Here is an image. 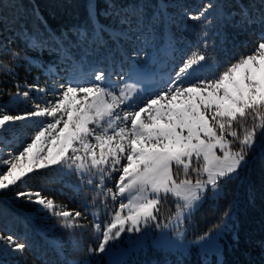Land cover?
<instances>
[{"label":"trees","instance_id":"trees-1","mask_svg":"<svg viewBox=\"0 0 264 264\" xmlns=\"http://www.w3.org/2000/svg\"><path fill=\"white\" fill-rule=\"evenodd\" d=\"M209 3L214 7L206 16L212 23L208 37H203L206 21L190 17ZM242 12L249 14V22H244ZM262 16L264 0H0V118L34 111L27 102L30 98L44 105L52 69L69 81L103 70L112 81L121 82V75L134 80L140 74L139 80L166 86L182 61L206 39L210 60L199 75L207 76L213 68L223 71L252 52L264 35ZM139 40L151 46L146 43L141 50L155 51L152 60H143L138 51L144 43ZM10 51L20 54L16 61L10 59ZM17 85L21 93L29 92L28 98L16 96ZM45 121L54 118L32 117L0 131V160L7 145L19 149L16 155L23 151ZM250 157L221 195L208 197L187 220L191 237L221 232V258L214 253L207 258L196 246L187 254L149 246L124 264H264V156L257 151ZM28 175L29 189H41L68 210L84 211L85 184L75 188L67 183L68 175L61 178L52 167ZM23 190L19 181L0 190V241L9 246V252L0 253V264H111L107 250L89 252L99 243L90 224L73 234L39 204L18 198L16 192ZM174 211L173 202L164 220ZM9 235L26 245L23 254L11 250Z\"/></svg>","mask_w":264,"mask_h":264},{"label":"snow or ice","instance_id":"snow-or-ice-1","mask_svg":"<svg viewBox=\"0 0 264 264\" xmlns=\"http://www.w3.org/2000/svg\"><path fill=\"white\" fill-rule=\"evenodd\" d=\"M213 7L209 3L198 15L190 17L206 21L203 37H208L212 21L206 13ZM241 15L244 22L250 21L247 12ZM208 48L205 39L182 61L164 88L139 104L133 99L140 91L139 78L132 81L129 77L118 84L110 74L99 70L87 81L60 84L61 91L54 92V99L44 107L34 103L35 110L26 115H3L0 131L32 117L50 116L55 122H41L23 151L0 160V167L8 166L0 171V190L19 181L25 190L16 192L18 198L39 204L60 218L61 226L73 234L90 224L99 243L89 252L103 253L109 241L117 240L121 233L139 232L141 224L147 226L149 221H157L158 206L168 203L169 196L174 198L175 211L164 227L183 236V224L209 193L212 198L219 196L222 187L249 163L250 155L259 151L264 156V35L250 54L242 55L223 71L213 68L209 75L201 76L199 73L210 60ZM8 55L16 61L20 54L10 51ZM5 68L13 71L7 65ZM26 87L45 91L35 85ZM21 95L28 98L29 92L21 93L17 85L16 96ZM61 123L63 127L56 137H63L60 151L46 157L45 162L22 167L19 161L25 154ZM40 159L37 154L35 160ZM48 167L61 178L74 173L81 184L94 186L98 191L92 198L93 205L101 195H110L112 201L122 198L119 210L109 213L110 218L105 221L93 210L89 221L87 204L84 211L68 210L43 195L41 189H29L28 174L34 168ZM114 172L119 173L118 178L112 176ZM181 172L183 178H178ZM108 180H114L113 187L107 186ZM102 203L107 209V202ZM125 209L127 214L122 215ZM209 238L205 234L200 240ZM7 239L14 244L12 251L23 254L24 243L14 241L10 235Z\"/></svg>","mask_w":264,"mask_h":264},{"label":"rangeland","instance_id":"rangeland-1","mask_svg":"<svg viewBox=\"0 0 264 264\" xmlns=\"http://www.w3.org/2000/svg\"><path fill=\"white\" fill-rule=\"evenodd\" d=\"M147 36L148 34L146 35V37ZM146 39H149V38L147 37ZM139 41L144 43L141 47H139L140 49L138 51L139 53L141 52V55H143L142 56L143 60H145L146 62L152 60L155 56L154 50H151V51L149 50L148 52H147V49L141 50V48L144 49V46L146 43H147L146 44L147 47H151L149 42L146 40L145 41L139 40ZM65 77L66 76H63L61 73L57 72L55 69L51 70V73L49 76V85H48L49 89L44 92L43 99H44L45 104L41 105V107L46 106L48 102L54 99V96H53L54 92L58 93L61 91V89L59 88L60 84H66L69 82V80H67ZM92 77L93 75L91 74L89 77H86V78H84L83 75H80L77 80L87 81ZM141 77L142 76L138 74L137 76H135L134 80H137L138 78L140 79ZM125 80H127V78L125 79L123 78L121 82H115V83L123 84ZM139 81L140 82L138 83L137 86L140 89V91L138 95L133 98L137 104L143 101H146L150 96L154 95L161 88L165 87L160 84L151 83L152 81H146V80H139ZM27 89H35V88L27 87ZM27 102L28 104L31 105L32 109L35 110L33 105L34 103H38V102H36L32 98L28 99ZM129 103H132V102L130 101ZM122 107H126V106L122 105ZM59 114L60 113H58V115ZM43 118H50V116H44ZM62 127H63V123L60 126L57 125L56 130L51 131L50 135L49 133H45L46 139L45 137H42L41 138L42 142L37 143V145L33 149H31L29 153H26L25 157L21 161H19L20 165L22 167H27V166L33 165L34 163L45 162L46 157L51 158L55 156L56 153L59 152L61 147L63 146V137L61 136L60 139H56V137L60 135L59 130ZM1 136L6 138L4 134H1ZM12 147H13L12 144H10V146L7 145L5 147L6 150H5L3 159H9L10 156H16V151H18L19 149L17 148L15 150H12L11 149ZM97 151H99V149H97ZM37 154H39L41 158L40 161L35 160V157ZM250 158L251 157L249 156L248 158L249 161H250ZM122 163H127V161L122 160ZM38 169H42V168H34L32 172ZM182 175L183 174L181 172L178 178H182L181 177ZM112 176L118 178L119 173L114 172L112 173ZM192 178L194 180L195 176L193 175ZM66 181L67 183L71 184L77 189L83 187V184H81L80 179L74 173L71 175H68V177L66 178ZM85 185L88 186V189L86 190V192H84L85 193L84 203L87 204L89 207H91L88 209V213L90 215H91V211L96 210L100 214L101 221H105L110 218L109 213H114V211L119 210V201L122 198L118 197L116 201H112L110 195L107 197H104L103 195H101V197L97 198L96 204L93 205L92 198L95 192L98 190L95 189L94 186H89L87 184ZM113 185H114V180L107 181L108 187H113ZM222 192H223V187H222L221 193ZM89 194L91 197H88ZM208 197L212 198L211 193L208 194ZM102 201L107 202L108 204L107 209L104 208ZM173 202H174V198L169 196L168 203H161L158 206L159 212L157 213V216H158L157 221H149L147 226L141 224L140 226L141 230L139 232L125 231L121 233V236L117 240L109 241V244H108L109 247L106 245V247H108L107 256L109 257V263L124 264L126 263L127 260H129L130 257H134V255H136L139 251H143L149 246H152L155 249H159L160 251L165 252V253L178 252L181 254H187L191 252L190 251L191 247L196 246L200 249L201 253H203L207 258H210L213 253L218 255L219 258H221L223 253H222V247H221L222 241L219 239V235L221 233L220 231L209 234L210 235L209 239L201 241L200 237L194 238L189 235V228H188L187 220L185 221L182 228L180 229V231L183 232V236L178 235L177 232L171 227L169 228L164 227V225L168 222V219L164 220L165 215L167 212L171 211ZM126 214H127V210L125 209L122 212V215H126ZM157 223L159 224V227L156 226ZM5 252H9V246L4 245L0 241V253H5Z\"/></svg>","mask_w":264,"mask_h":264}]
</instances>
